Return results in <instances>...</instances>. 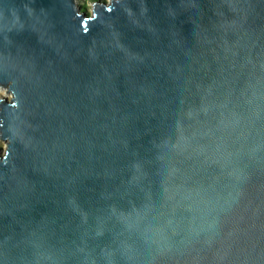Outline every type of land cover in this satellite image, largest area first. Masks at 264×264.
Returning a JSON list of instances; mask_svg holds the SVG:
<instances>
[{"label": "water", "instance_id": "1", "mask_svg": "<svg viewBox=\"0 0 264 264\" xmlns=\"http://www.w3.org/2000/svg\"><path fill=\"white\" fill-rule=\"evenodd\" d=\"M0 264H264V0H0Z\"/></svg>", "mask_w": 264, "mask_h": 264}, {"label": "rangeland", "instance_id": "2", "mask_svg": "<svg viewBox=\"0 0 264 264\" xmlns=\"http://www.w3.org/2000/svg\"><path fill=\"white\" fill-rule=\"evenodd\" d=\"M94 1H97V0H80V5H82L83 10H85L88 14H91L92 13V5H93ZM6 90L7 89H5V88H0V96L5 95L8 98H10L11 93L6 92ZM0 147H2L3 150L6 149V143L1 139H0Z\"/></svg>", "mask_w": 264, "mask_h": 264}]
</instances>
